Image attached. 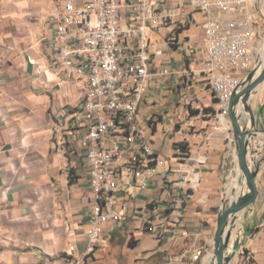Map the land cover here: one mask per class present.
<instances>
[{
    "label": "crops",
    "instance_id": "0c3cea01",
    "mask_svg": "<svg viewBox=\"0 0 264 264\" xmlns=\"http://www.w3.org/2000/svg\"><path fill=\"white\" fill-rule=\"evenodd\" d=\"M153 1L175 16L149 28V76L136 110L143 139L125 157H138L145 141L161 163L144 190L121 186L116 199L127 203L126 216L105 224L103 244L90 251L95 200L74 143L82 132L69 114L83 101L84 86L57 59L47 22L55 0H0V264L209 263L222 205L243 190L235 140L199 73L204 14L190 0ZM121 13L127 24V11ZM255 91L262 99L256 128L264 132V81ZM254 148L258 197L237 215L243 235H232L228 264H245L242 248L264 264V135Z\"/></svg>",
    "mask_w": 264,
    "mask_h": 264
},
{
    "label": "built area",
    "instance_id": "2783aa9c",
    "mask_svg": "<svg viewBox=\"0 0 264 264\" xmlns=\"http://www.w3.org/2000/svg\"><path fill=\"white\" fill-rule=\"evenodd\" d=\"M255 2L189 1L194 11L205 16L204 61L199 73L221 115L228 114L232 94L263 60L264 0L258 9ZM55 4L47 22L54 32L57 59L63 71L84 86L83 101L69 114L82 132L74 143L84 154L95 200L86 235L92 251L103 244L104 225L126 216L127 203L118 205L116 199L121 186L135 184L144 190L148 176L161 163L145 141L138 148V157L125 156L136 140L143 139L136 110L149 76V28L166 24L175 15L157 10L153 0H55ZM122 10L127 11V24ZM180 15L189 17L185 10ZM167 74V70L160 71V75ZM239 256L245 264H254L248 249L242 248Z\"/></svg>",
    "mask_w": 264,
    "mask_h": 264
},
{
    "label": "water",
    "instance_id": "95a60500",
    "mask_svg": "<svg viewBox=\"0 0 264 264\" xmlns=\"http://www.w3.org/2000/svg\"><path fill=\"white\" fill-rule=\"evenodd\" d=\"M263 81L264 57L260 66L248 73L241 82L240 89L232 94L229 101L228 118L235 140L237 168L241 175L238 183L243 186V190L238 195H235V191L230 192L231 200L222 205L217 216V228L213 239L212 258L209 264H228L230 262L234 253L233 242L231 250H229L230 239L237 215L257 201L258 187L255 179L260 170V163L254 159L257 154V149L254 148V139L258 135V130L249 99ZM240 104L243 111L248 114L250 126L247 123H242Z\"/></svg>",
    "mask_w": 264,
    "mask_h": 264
},
{
    "label": "rangeland",
    "instance_id": "374dc122",
    "mask_svg": "<svg viewBox=\"0 0 264 264\" xmlns=\"http://www.w3.org/2000/svg\"><path fill=\"white\" fill-rule=\"evenodd\" d=\"M263 5V0H256L255 2V9H258V8H261ZM261 101L262 103V99L260 100V97H258V93L257 91H254L252 94H251V97L249 99V104L251 106V109L254 113V116H255V121H256V112H257V109L258 107L260 106L259 102ZM240 108L242 110V123H247L249 125V117H248V114L245 113L243 111V108H242V105L240 104ZM256 123V122H255ZM250 126V125H249ZM258 134L260 135H264V132H260L258 131ZM262 141V140H261ZM263 143V141H262ZM238 227H243L244 228V224L242 223V220L240 221V219L237 217L236 221H235V227L233 228V232H234V237H235V234L237 233L238 234ZM239 231H242V229H240ZM210 258V257H209ZM207 258L205 261H204V264H206V261L209 259Z\"/></svg>",
    "mask_w": 264,
    "mask_h": 264
},
{
    "label": "bare ground",
    "instance_id": "6f19581e",
    "mask_svg": "<svg viewBox=\"0 0 264 264\" xmlns=\"http://www.w3.org/2000/svg\"><path fill=\"white\" fill-rule=\"evenodd\" d=\"M262 56L264 57V52L262 53ZM260 145H262V141H260ZM259 146V145H258ZM234 234V232H232V235ZM232 235H231V238H232ZM231 244H232V242H231V240H230V247H229V250H231ZM211 258H212V255H211ZM211 262V259H210V261H209V263ZM208 263V264H209Z\"/></svg>",
    "mask_w": 264,
    "mask_h": 264
}]
</instances>
